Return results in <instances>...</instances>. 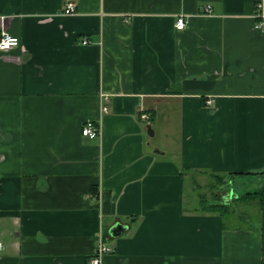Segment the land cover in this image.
<instances>
[{
    "label": "crops",
    "instance_id": "1",
    "mask_svg": "<svg viewBox=\"0 0 264 264\" xmlns=\"http://www.w3.org/2000/svg\"><path fill=\"white\" fill-rule=\"evenodd\" d=\"M262 16L264 0H0L20 41L0 50V264H87L100 237L101 264H264ZM212 173L244 186L227 193L250 201L243 224L188 204Z\"/></svg>",
    "mask_w": 264,
    "mask_h": 264
},
{
    "label": "rangeland",
    "instance_id": "2",
    "mask_svg": "<svg viewBox=\"0 0 264 264\" xmlns=\"http://www.w3.org/2000/svg\"><path fill=\"white\" fill-rule=\"evenodd\" d=\"M192 180L194 181V185H195L194 190H193L194 194H188V193H190V189H191V181L187 180V183L185 185V192L187 193V194H185V197L187 198L186 200L188 201L189 205H196V204L198 205L197 199H196L197 195L201 196V197H205L210 202H213V201H215V200H217L223 196L224 201H225V199L229 201V204H228V210L229 211L227 212V214L225 216L226 221L229 223H232V224H234V223L243 224L244 221L247 220V215H245L244 217H242V216L237 217V214H235L234 211H235V208H237L238 213L248 214L250 211V207H251V205L249 204L250 201L247 199H243L242 201H240L238 199L235 200L233 198V195L237 196L239 194H231L232 197L227 194L229 189L232 192L235 191L237 193L245 191L244 186L242 184H236L231 179V180H229V182H227V184H226L227 187L224 190L223 189L221 190L217 181L215 179L211 178V176H205L204 177V176H200L199 174H195V176L192 178ZM236 180H239V179H236ZM247 185L249 186V183H247ZM191 198H192L193 204L190 201ZM188 204H187V206H188Z\"/></svg>",
    "mask_w": 264,
    "mask_h": 264
},
{
    "label": "built area",
    "instance_id": "3",
    "mask_svg": "<svg viewBox=\"0 0 264 264\" xmlns=\"http://www.w3.org/2000/svg\"><path fill=\"white\" fill-rule=\"evenodd\" d=\"M260 7V2H256V8L258 9ZM206 11L210 10V6L205 7ZM64 13L71 14L75 11V4L73 2H68L65 5ZM188 22V15L186 14H179L175 19V28L178 30H182L186 27ZM257 28H263L264 27V17L262 16L261 20L257 22L256 25ZM19 38L15 35H12L11 33L7 31H2L0 33V50L1 51H7L11 48L17 47L19 45ZM87 40H84L83 43H87ZM212 100H207V104H211ZM101 110L103 112L107 111V106L103 104L101 106ZM142 118L148 119L147 114H141ZM81 133L83 136H87L89 138H95L98 137L100 134V127L99 125L93 121V120H87L84 122L81 128ZM1 248V243H0ZM113 247L110 246L103 238H99L97 245L94 250V254L89 258L87 264H101V258L104 254L113 252Z\"/></svg>",
    "mask_w": 264,
    "mask_h": 264
},
{
    "label": "trees",
    "instance_id": "4",
    "mask_svg": "<svg viewBox=\"0 0 264 264\" xmlns=\"http://www.w3.org/2000/svg\"><path fill=\"white\" fill-rule=\"evenodd\" d=\"M211 178L215 179L217 181V183L219 184V186L222 185L223 183H225V178L222 175H219L217 173H212ZM263 190H264V188L262 189V191ZM245 195H254V194H245ZM196 199H197V203H198L196 208H199V210L208 211V212H216L222 216H226L227 212L229 211L228 210L229 201L226 199L224 201L223 196L220 197L219 199L213 201V202H210L205 197H201L198 195H197Z\"/></svg>",
    "mask_w": 264,
    "mask_h": 264
},
{
    "label": "water",
    "instance_id": "5",
    "mask_svg": "<svg viewBox=\"0 0 264 264\" xmlns=\"http://www.w3.org/2000/svg\"><path fill=\"white\" fill-rule=\"evenodd\" d=\"M148 133L151 135L152 134V130H151V128L148 126ZM116 227H119V228H121V227H123L122 225H117ZM112 234H115V233H112Z\"/></svg>",
    "mask_w": 264,
    "mask_h": 264
}]
</instances>
